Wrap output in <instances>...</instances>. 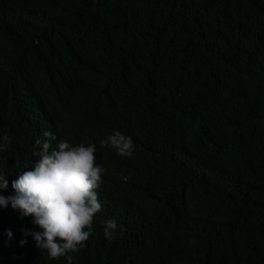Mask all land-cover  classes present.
Segmentation results:
<instances>
[{
  "label": "trees",
  "instance_id": "16d2710c",
  "mask_svg": "<svg viewBox=\"0 0 264 264\" xmlns=\"http://www.w3.org/2000/svg\"><path fill=\"white\" fill-rule=\"evenodd\" d=\"M45 131L105 169L73 264H264V0H0V195ZM32 220L0 207V264H67Z\"/></svg>",
  "mask_w": 264,
  "mask_h": 264
},
{
  "label": "clouds",
  "instance_id": "9594fccd",
  "mask_svg": "<svg viewBox=\"0 0 264 264\" xmlns=\"http://www.w3.org/2000/svg\"><path fill=\"white\" fill-rule=\"evenodd\" d=\"M45 140L37 139L33 151L37 157L31 167L22 169L17 179L12 181L14 195H0V207L13 210L23 217H32V223L39 231L23 230L25 236L31 235L39 250L47 252L48 259H67L73 264L76 253L86 246L93 235L95 216L102 211L97 189L103 182L105 169L96 163V146L81 143L73 146L66 140L56 141L55 134L43 133ZM0 151L11 143L5 135ZM101 147H111L118 155L131 157L134 143L131 137L119 131L100 141ZM8 188V180L0 175V190ZM117 222H104V237L111 242L116 238ZM122 234V230H121ZM9 240L13 233L7 231ZM27 240L20 241L25 246Z\"/></svg>",
  "mask_w": 264,
  "mask_h": 264
}]
</instances>
